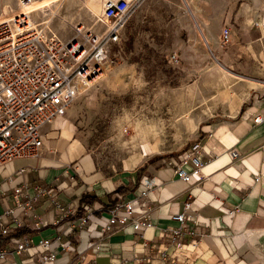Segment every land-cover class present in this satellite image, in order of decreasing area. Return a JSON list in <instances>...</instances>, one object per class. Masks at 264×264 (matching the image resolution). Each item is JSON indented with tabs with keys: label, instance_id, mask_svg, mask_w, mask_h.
<instances>
[{
	"label": "crops",
	"instance_id": "crops-1",
	"mask_svg": "<svg viewBox=\"0 0 264 264\" xmlns=\"http://www.w3.org/2000/svg\"><path fill=\"white\" fill-rule=\"evenodd\" d=\"M230 29L232 41L240 39V43L251 44L257 40L250 30L239 34L234 31L238 30L236 27ZM260 40L262 63L264 39ZM230 110L231 115L202 130L200 144L206 163L201 176L193 175L189 182L178 178L175 168L191 148L155 157L149 156L153 151L150 148L136 160L130 154L119 170H111L76 135L73 119L67 115L59 117L44 128L45 145L40 156L14 159L0 167V248L14 250L8 238L1 235L2 223L11 225L13 235L31 239L27 250L13 251L7 262L0 264H138L139 259L150 254L153 259L144 264H176L169 258L159 259V248H167L168 254L176 252L180 259L177 264H264V121L254 122L255 116H264V87H253L244 99L233 97ZM232 151L237 156L233 157ZM185 169L192 172L194 165L190 162ZM146 181L152 183L148 199L153 205V225L142 235L131 225H116L110 236H103L100 226L109 219L107 208L139 196ZM25 182L29 195L35 196L38 186L46 185L63 204L79 203L80 212L75 218L61 220L48 195H39L35 212L43 226L36 230L35 220L27 218L23 226L16 227L14 217L22 208L4 216L3 205L12 206L13 201L4 200L2 194ZM21 199L27 201L28 196L22 194ZM186 202H190L189 208H185ZM88 212L97 219L80 228L78 216ZM179 212L190 214L197 221L191 222L198 231L195 237L199 244L195 248L190 245L191 236L186 237L181 251L168 244L167 236L161 237L167 233L166 228L179 225L172 219ZM41 239L51 240L46 253L54 254L53 260H39L37 254L43 251ZM68 241L75 246V252L62 249L61 243ZM91 242H98L99 249ZM145 242L150 245L145 246Z\"/></svg>",
	"mask_w": 264,
	"mask_h": 264
},
{
	"label": "rangeland",
	"instance_id": "rangeland-1",
	"mask_svg": "<svg viewBox=\"0 0 264 264\" xmlns=\"http://www.w3.org/2000/svg\"><path fill=\"white\" fill-rule=\"evenodd\" d=\"M201 1L208 6L202 14L191 0H143L124 28L122 44L111 50L113 64L106 76L69 107L66 115L76 135L108 169L119 170L130 154L136 160L150 148V157L191 148L201 142L206 125L231 115L233 97L244 99L253 87H264V61H259L264 0ZM26 2L0 0V19L19 14ZM103 2L65 0L30 16L34 23L45 21L56 10L49 29L70 39L78 24L99 29ZM5 6L10 13L3 15ZM225 27H236L239 34L250 30L257 40L224 44ZM152 124L161 139L150 135L146 146L140 129Z\"/></svg>",
	"mask_w": 264,
	"mask_h": 264
},
{
	"label": "built area",
	"instance_id": "built-area-1",
	"mask_svg": "<svg viewBox=\"0 0 264 264\" xmlns=\"http://www.w3.org/2000/svg\"><path fill=\"white\" fill-rule=\"evenodd\" d=\"M142 1L104 0L102 16L98 20L99 29L78 24L75 35L70 39L48 29L49 20L34 23L28 14L19 13L0 20V167L14 159L41 155L45 145L44 128L65 116L73 102L103 80L113 64L111 50L122 44L124 28ZM221 41L224 44L231 41L229 27L223 29ZM172 58L178 61L175 54ZM263 121V115L254 117L255 123ZM203 153V146L195 143L177 164L176 176L184 182H189L193 175L201 176V168L206 163ZM231 154L237 156L235 151ZM190 162L194 165L192 172L185 169ZM151 187L152 183L146 181L145 190L139 196L107 208L109 219L100 226L103 236H110L116 225H131L139 235L153 225V205L148 199ZM28 191L25 182L2 194L4 200L13 201L12 206L3 205L4 216L13 215L17 207L22 208V212L14 217L16 227L23 226L27 218L35 220L36 230L43 226L35 212V201L39 195H48L61 220L75 218L80 212L79 203L63 204L57 193L46 185H39L35 196L29 195ZM22 194L28 196L27 201L21 199ZM189 207L190 202H186L185 208ZM228 212L233 214L234 210ZM96 219L93 212H88L78 216V225L87 227ZM172 219L179 225L166 228L167 233L161 237L167 236L168 244L174 246L175 251L184 248L187 236L192 237L190 245L197 247L199 239L195 236L198 231L191 227V222H197L194 217L179 212ZM1 235L8 238L14 246L13 251L19 253L27 250L31 242V239L13 235L11 225L4 223L1 224ZM50 243V239L39 241L43 251L37 256L42 262L55 258L54 254L46 253ZM91 245L99 249L98 242H91ZM144 245L150 244L145 242ZM61 247L67 252L76 251L69 241L61 243ZM12 252L5 247L0 248V261L7 262ZM157 255L161 260L169 258L176 264L180 262L176 252L168 254L167 248H159ZM152 259L150 254L137 263H148Z\"/></svg>",
	"mask_w": 264,
	"mask_h": 264
},
{
	"label": "bare ground",
	"instance_id": "bare-ground-1",
	"mask_svg": "<svg viewBox=\"0 0 264 264\" xmlns=\"http://www.w3.org/2000/svg\"><path fill=\"white\" fill-rule=\"evenodd\" d=\"M64 1L65 0H36V1H27L26 4H25V6L24 5H23L24 7L22 6L23 8H21L22 10L20 11V13L21 14H28L30 16L31 13L38 12L39 10L51 9L52 6H55L56 4L60 5ZM190 4L194 7V9L196 10V12H198L199 14H202L203 12H207L208 11L207 4L205 2H202L201 0H191ZM43 12L45 13V11H43ZM56 12H57L56 10H52L51 11V16H50L49 21H48V29H49V22H51L52 19L55 17L54 15H56ZM92 12L96 13L93 9H92ZM8 13H10V7L9 6H5L3 8V13L2 14L3 15H6ZM1 18L2 19H0V20H3V16ZM178 98H180V97H178ZM183 111H182V113H184ZM185 117L188 118L189 123L192 122V119H190L187 116H185ZM193 125L195 126V124H193ZM193 125L190 124L191 127ZM140 132H139L140 133V136H143V142H145L144 145H146V146L148 145V143H146V140H147L148 137H150V135L154 136V139H156V140H160L161 139V137H160L161 136L160 135L161 134L160 129H158L155 124H152V125H150V126H148L146 128L145 127H143V128L141 127ZM137 135H139V134H137ZM148 149H149V147H148Z\"/></svg>",
	"mask_w": 264,
	"mask_h": 264
},
{
	"label": "trees",
	"instance_id": "trees-1",
	"mask_svg": "<svg viewBox=\"0 0 264 264\" xmlns=\"http://www.w3.org/2000/svg\"><path fill=\"white\" fill-rule=\"evenodd\" d=\"M87 197H85V199H86Z\"/></svg>",
	"mask_w": 264,
	"mask_h": 264
}]
</instances>
